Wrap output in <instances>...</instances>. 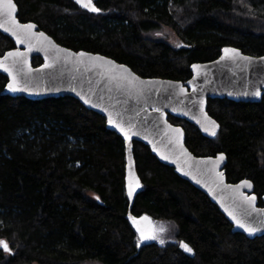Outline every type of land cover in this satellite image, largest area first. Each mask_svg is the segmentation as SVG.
Segmentation results:
<instances>
[{
  "label": "trees",
  "instance_id": "1",
  "mask_svg": "<svg viewBox=\"0 0 264 264\" xmlns=\"http://www.w3.org/2000/svg\"><path fill=\"white\" fill-rule=\"evenodd\" d=\"M21 22H33L60 45L99 53L145 78L185 83L193 63L224 47L264 56V0H14ZM170 28L174 48L152 32ZM14 48L0 33V57ZM42 63L38 57L33 65ZM0 74V264H264V236L249 239L198 189L133 142L140 188L130 207L123 140L105 119L68 96L31 101L3 96ZM220 125L205 138L183 127L195 156H226L227 182L249 180L264 195V94L258 103L207 100ZM98 198V199H96ZM129 215L172 226L171 242L141 244ZM183 241L192 256L179 249Z\"/></svg>",
  "mask_w": 264,
  "mask_h": 264
},
{
  "label": "water",
  "instance_id": "2",
  "mask_svg": "<svg viewBox=\"0 0 264 264\" xmlns=\"http://www.w3.org/2000/svg\"><path fill=\"white\" fill-rule=\"evenodd\" d=\"M73 1L79 8L96 13L82 8L76 3V0ZM17 11L18 7L15 16L19 21ZM0 19L6 20L7 18L0 14ZM19 23H31L36 26L32 30L34 35L24 43H18L16 37L11 34V30L5 31L4 28H0V33L11 39L14 44V48L6 51L0 57V61L5 66H9L11 71L10 74L0 67V74L7 78V83L1 93L3 96L24 97L31 101L64 96L76 99L87 110L101 115L105 119L106 129L123 140L127 194L129 172L131 171L134 179L139 180L133 155V142H138L147 146L151 154L161 164L172 168L177 176L202 192L230 222L233 233L242 234L249 239L264 236V225L260 223L261 220H264V212L248 208L239 197V192H243L247 196H255L256 210H264V195L261 197L263 206H259L251 181L227 182L225 176L226 156L223 153H217L215 156H195L186 147L183 127L168 121V116L184 120L193 125L203 137L214 138L220 130V125L207 113V100L227 99L243 103L260 102L264 94V56H250L237 48L224 47L215 60L206 63H193L190 66L191 77L182 83L164 78L141 77L128 66L99 53L73 51L60 45L33 22L19 21ZM5 27L11 29L14 26L9 21L5 23ZM41 32L44 33V37L48 38L47 40L39 35ZM48 41H51L52 45L57 48L67 51L57 53ZM225 49H236L240 55L235 58L221 59L225 56ZM17 51L23 53V58L18 59L15 64H13V58L4 60L7 53ZM69 53L75 55L65 59ZM80 53L86 55L80 56ZM58 55L59 59H57ZM36 57L40 58L42 63L34 66L33 59ZM97 57L103 59L95 60L94 58ZM243 57L251 59L246 60ZM107 61L114 63L108 65ZM46 64L51 67L46 68ZM99 65H104V67H99ZM193 65L200 67L198 70H194ZM124 69H127L128 72L124 73ZM121 73L124 75L130 73L129 79L139 78L135 80V89L130 91L129 87H118L117 82L110 79L112 75ZM13 76H15V86L20 89L15 92L9 90L8 87L13 83ZM120 83L126 84L125 81ZM181 88L184 89L183 92H181ZM136 89H143V95L138 97ZM256 91L260 92V96L252 94ZM85 99L89 103H85ZM93 104L98 106L93 107ZM110 114L115 123H122L125 127H128L129 124L135 125L132 131L136 134L132 135L131 140L127 139L118 127L109 123ZM211 121H215L219 125L215 129V136L211 135ZM172 129H180V132H174ZM221 155L224 157L223 160L219 159ZM162 156L167 159H163ZM130 165L131 168H129ZM218 173H223V182H221ZM243 181H249L251 188L244 186ZM227 185L233 187H226ZM235 186L240 187L237 189ZM139 188L140 186L129 198L130 207ZM245 209L251 212L250 216L245 214ZM229 211H234L238 217L260 230L249 235L236 225L229 215ZM181 242L183 241L179 242V249L192 256V252H186L180 247Z\"/></svg>",
  "mask_w": 264,
  "mask_h": 264
},
{
  "label": "snow or ice",
  "instance_id": "3",
  "mask_svg": "<svg viewBox=\"0 0 264 264\" xmlns=\"http://www.w3.org/2000/svg\"><path fill=\"white\" fill-rule=\"evenodd\" d=\"M76 3L78 5H80L82 8L87 9L88 11L91 12H100V9L98 7L95 6V4L93 3V0H76ZM16 9L17 6L14 3V0H0V14L3 15V17H6L7 19H0V28H4L5 31H10L11 30V34L13 36L16 37L17 42L18 43H24L25 40L29 39L31 36L34 35L33 33V29L36 27L34 24H20L19 21L16 19L15 13H16ZM14 26L13 28L9 29L7 27H5V23L9 22ZM41 37H44V33H40L39 34ZM45 40H47V37H44ZM49 45L52 46V48H54L56 50L57 53H61V52H66V49H59L57 48L55 45H52L51 41H48ZM225 56L222 57L221 59H228V58H235L238 57L240 54L236 49H225ZM72 55H75L73 53H69L68 57H65V59H68L69 57H71ZM80 56H84L86 55L85 53H80ZM9 58H13V64H15L17 62L18 59H22L23 58V53L20 52H9L7 53V55L4 57V60H8ZM59 55L57 56V59H59ZM95 60H102L103 58L97 57L94 58ZM243 59L246 60H250L251 58L248 57H243ZM114 62L112 61H107L108 65H112ZM0 67H2L4 69V71L6 72H10V67L9 66H5L3 64L2 61H0ZM45 67H51V65L46 64ZM99 67H104V65H99ZM123 67V66H121ZM199 65H193V69L194 70H198L199 69ZM128 70L124 69V73H127ZM124 73H121L120 75H112L110 77L111 80L116 81L117 82V86L118 87H129V90L131 91L132 89H135V80H138V77H132L131 79H129V76L131 75L130 73L128 75H124ZM121 81H125L126 84H121ZM144 83V82H141ZM9 90L15 92L18 91L20 89H18L15 86V76H13V83L9 84ZM184 89L181 88V92H183ZM255 96H260V92L256 91L254 93H252ZM136 95L139 97L140 95H143V89H136ZM85 103H89V101L87 99H85L84 101ZM93 107H97L98 105L93 104ZM154 111H160L159 109H153ZM139 114V113H137ZM109 123L110 124H114L115 127H118L119 130L124 134V136L131 140L132 135H135L136 133L133 132V128L135 127L134 124H129L128 127H125L122 123H115L112 119H111V114L109 116ZM212 124V130H211V135L215 136L216 135V131L215 129L219 127V125L216 124L215 121H211ZM169 128H171V125H169ZM206 131L208 130L207 128L205 129ZM172 131L179 133L180 129H172ZM163 159H167V157L162 156ZM220 160H223L224 157L223 155H221L219 157ZM129 168H131V165L129 166ZM185 175H188V173H185ZM218 175L221 178V182H223V173H218ZM199 182V181H198ZM242 184L248 188H251V183L249 181H243ZM139 185V180L138 179H134L131 171L129 172V177H128V196L129 198H131L136 190V188H138ZM226 187H233L231 185H227ZM237 189L240 186H235ZM239 197L242 199L243 203L246 204L248 206V208H251L255 211H259V212H264V210H256L255 209V196H247L245 195L243 192H239ZM226 211H228V209H225ZM245 214L246 215H251V212H249L247 209H245ZM229 215L232 217V219L236 222V225L242 229H244V231H246L249 235H253L255 234L257 231L260 230V228L256 227V226H252L250 224H248L244 219H242L241 217H238L236 215V213L234 211H229ZM130 220H132L133 224L136 225L137 227V231L140 233V239L141 241H145V240H156L158 239V236L156 235V230L153 229V231L151 232H145L139 225V222L137 221V218L134 216H130L129 217ZM142 220L147 221L149 218L148 217H142ZM261 225H264V220L260 221ZM159 231L163 232L165 231V229L163 227H161L159 229ZM160 243L163 244L164 240L160 239ZM139 246V244H138ZM180 247H182L184 249V251L191 253L193 250L191 247H189V245L187 243H183L181 242ZM0 248H2L5 252H10L11 249L9 247V244L7 241L4 240H0Z\"/></svg>",
  "mask_w": 264,
  "mask_h": 264
},
{
  "label": "rangeland",
  "instance_id": "4",
  "mask_svg": "<svg viewBox=\"0 0 264 264\" xmlns=\"http://www.w3.org/2000/svg\"><path fill=\"white\" fill-rule=\"evenodd\" d=\"M151 36L155 38V40H160L164 41L166 44L178 48L182 47V42L180 39L177 37V35L168 27H161L158 32H152ZM98 199V198H96ZM145 216H141L137 218V221L139 222L140 227L145 231V232H151L153 229L156 230V235L158 236V239L156 240H145L141 241L140 239V233L137 231V227L133 222L131 221L132 227L136 233L137 240L139 244H148V243H157L159 245H164L167 242H171L174 239L172 238V226L169 223L163 222V221H156L153 220L152 218L148 217L149 219L147 221L142 220L141 218ZM163 227L165 231L161 232L159 229ZM160 239L164 240V243H160ZM88 264H100V263H88Z\"/></svg>",
  "mask_w": 264,
  "mask_h": 264
}]
</instances>
